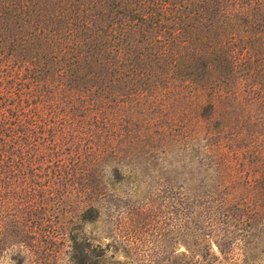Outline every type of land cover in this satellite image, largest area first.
I'll return each instance as SVG.
<instances>
[{"label":"trees","instance_id":"obj_1","mask_svg":"<svg viewBox=\"0 0 264 264\" xmlns=\"http://www.w3.org/2000/svg\"><path fill=\"white\" fill-rule=\"evenodd\" d=\"M154 184L167 264L264 257V0H0V249L104 264L100 207Z\"/></svg>","mask_w":264,"mask_h":264},{"label":"rangeland","instance_id":"obj_2","mask_svg":"<svg viewBox=\"0 0 264 264\" xmlns=\"http://www.w3.org/2000/svg\"><path fill=\"white\" fill-rule=\"evenodd\" d=\"M116 203L105 202L100 207V219L92 227L94 233L103 236L102 242L111 238L118 242L117 252L107 250L104 264H167L172 251H183L181 222L175 220L163 188L157 184L135 190L124 187ZM84 230L88 231L89 226ZM16 240L6 239L15 244L0 249V264H71V256L77 253L65 243L46 255L34 248H19ZM75 241L85 246L81 256L88 261L91 253L86 249V236L79 233ZM258 264H264V257Z\"/></svg>","mask_w":264,"mask_h":264}]
</instances>
